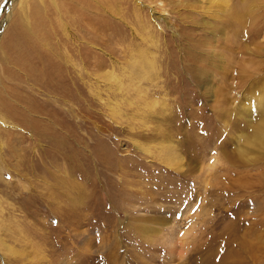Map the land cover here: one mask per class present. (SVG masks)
Listing matches in <instances>:
<instances>
[{"label": "rangeland", "instance_id": "374dc122", "mask_svg": "<svg viewBox=\"0 0 264 264\" xmlns=\"http://www.w3.org/2000/svg\"><path fill=\"white\" fill-rule=\"evenodd\" d=\"M80 2L0 0V264H264V8Z\"/></svg>", "mask_w": 264, "mask_h": 264}, {"label": "bare ground", "instance_id": "6f19581e", "mask_svg": "<svg viewBox=\"0 0 264 264\" xmlns=\"http://www.w3.org/2000/svg\"><path fill=\"white\" fill-rule=\"evenodd\" d=\"M201 1H203L206 4V6L203 7V13L209 14L212 17V19L218 21V23L215 22L214 24H212V21L211 22L209 21L210 22L209 27H205L204 31L207 34H211L210 36H213V35L216 36V35H218L217 33H220V32H222L221 34L226 35L228 33H226L227 29L224 30V26H230L231 31H232V35L226 36L224 38V40H226L227 44H231V43L238 44L239 49L241 51L242 50V42L244 39V34L247 31H253L254 29H256L252 33L259 34V32H256V31H258L257 28L259 26L256 28H251V29H249V28L251 27L252 22L258 23V18H261V14L258 11H260L261 8H264V3L262 0H206V1L201 0ZM89 3H90L89 0H81V2L79 4L77 3L75 5H71L69 11L79 12V8H80V7L78 8L79 5H87ZM255 6L257 7L256 9L258 11L255 10V8H254ZM81 7H83V6H81ZM98 8H99V6L96 5L97 10H98ZM82 16L85 17V12L82 13ZM197 22H195V23H197ZM263 22H264V19L261 21V23H263ZM257 23H255V24H257ZM260 25H263V24H260ZM225 28H227V27H225ZM205 38L207 39L206 36H205ZM198 41H200V40L198 39ZM209 42H211V41H208V43ZM200 43L201 42H199V44ZM205 46H206V49L205 50L203 49L204 50L203 53H200L199 56H197L201 60V62H202L201 64H203L202 66H200L201 69H199L198 65H196L195 63H193L192 65L187 64V61H186L187 66H186V64L184 65V66H186V68L191 73L193 72L192 74H195V76H196L195 79H197V81L200 85H202L206 79L205 78L202 79L198 75L199 74L206 75L207 66H208L207 64H211L210 63V61H211V56H210L211 46L209 47L208 44ZM199 47H200V45H199ZM187 57H189V56H187ZM217 66H221V65L218 64V62H216V64L214 65V68ZM241 70H242V68H241ZM241 72H240V74H241ZM239 77H241V76L239 75ZM258 109H261L264 111V97L260 96L256 99H254V102L252 104H246L244 107L245 111H248V113L251 112L252 114H253V112H256V110H258ZM263 115H264V113H263ZM243 118H244V116H243ZM249 120H251V118H249ZM254 131H255V128H254ZM240 137H242V136H240ZM248 140L249 139H246V140H244L245 142H243L242 139H239L238 142L243 143V144H239V146H242V147H239L240 153L246 154L249 152V149H251V148H253L252 150H256L258 141L264 140V128L258 127L257 130L255 131V136L251 140H249V141Z\"/></svg>", "mask_w": 264, "mask_h": 264}]
</instances>
